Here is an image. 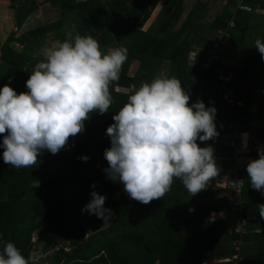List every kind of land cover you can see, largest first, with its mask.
Wrapping results in <instances>:
<instances>
[{
	"label": "trees",
	"instance_id": "16d2710c",
	"mask_svg": "<svg viewBox=\"0 0 264 264\" xmlns=\"http://www.w3.org/2000/svg\"><path fill=\"white\" fill-rule=\"evenodd\" d=\"M21 1L15 8L33 2ZM12 3L18 4L16 0ZM52 3L60 7V18L19 37L11 35L1 44L0 88L9 84L17 94L27 91L30 75L26 68L31 61L43 60L33 57V53L48 34L60 42L77 33L91 35L99 42L102 52L114 41L123 42L121 46L128 49V58L119 80L110 85L113 103L109 112L90 113L84 132L70 138L67 148L55 155L42 152L37 165L19 169L4 163L0 148V237L13 242L29 264H202L216 258L228 261L209 264H231L234 216L231 217L229 210L235 196L224 194L228 191L217 185L218 176L236 175L243 180L240 193L245 206L243 214L256 216L264 226L257 209L264 204V195L251 187L247 164L239 167L235 147L224 143L231 137L233 140V136L249 133L253 120L260 119V105L257 112L252 111L251 101L255 90H264V60L257 50H248L249 44L245 42L254 13L236 10L233 15L230 9L234 0H228L221 13L206 22L207 3L199 0L179 24L185 11L183 0H164L154 22L144 28L159 0H55ZM70 12L78 14L79 23L66 37L62 17ZM242 12L245 13L240 15ZM232 15L236 27L228 37L219 40L218 57L205 66L207 49L218 40L219 30L226 27ZM260 39L264 40V30ZM231 46L240 48L243 55H236ZM226 57L234 58L238 66H227L223 62ZM133 60H138L139 66L135 73L129 74ZM163 66L165 72L160 75ZM218 71L233 76L224 84L218 79ZM157 76L178 78L190 96L189 104L201 99L206 107L216 108L219 137L207 144L214 147L221 171L206 190L194 197L179 179H174L171 190L162 199L145 205L129 198L121 183L107 178L104 169L108 164L103 153L111 146L106 130L114 123L113 115L127 102V94ZM222 86L224 91H230L227 98L220 90ZM116 88L128 91H116ZM261 124L258 139L264 147V120ZM2 139L0 135V143ZM235 140L238 142V137ZM197 142L201 147L206 146ZM254 152L249 147L244 156L257 159L258 153ZM82 156L89 159L85 162ZM36 179L40 186L33 188ZM92 191L106 196L112 220L105 228L87 234L80 209L91 199ZM190 208L194 211L190 212ZM253 225L251 221L244 234L256 229ZM244 234L242 244L247 237ZM39 242L43 244V253L51 251L46 263L31 258L35 243ZM241 255L246 264L250 257L244 256L242 249Z\"/></svg>",
	"mask_w": 264,
	"mask_h": 264
},
{
	"label": "clouds",
	"instance_id": "9594fccd",
	"mask_svg": "<svg viewBox=\"0 0 264 264\" xmlns=\"http://www.w3.org/2000/svg\"><path fill=\"white\" fill-rule=\"evenodd\" d=\"M254 47L264 60V40L257 38ZM42 55L26 81L27 91L17 94L9 84L0 88V148L4 163L17 169L37 165L42 152L55 155L67 148L70 138L84 132L90 113L109 112L110 85L119 80L128 49L104 53L91 35L77 33L43 48ZM189 101L178 78L157 76L134 87L113 115L114 123L106 130L111 146L103 153L108 164L104 172L123 185L129 198L145 205L162 199L174 179L194 197L219 175L215 149L207 144L219 137L217 110L201 99ZM246 171L251 187L264 195V147L258 148L257 159L248 161ZM230 185L242 187L243 180ZM39 186L36 179L32 187ZM90 196L82 211L109 221L112 210L104 206L106 196L96 191ZM257 209L264 219V204ZM0 245V264H29L13 242L0 237Z\"/></svg>",
	"mask_w": 264,
	"mask_h": 264
},
{
	"label": "crops",
	"instance_id": "0c3cea01",
	"mask_svg": "<svg viewBox=\"0 0 264 264\" xmlns=\"http://www.w3.org/2000/svg\"><path fill=\"white\" fill-rule=\"evenodd\" d=\"M197 1L199 0H183L185 11L182 15V18L179 24H181L186 13L197 3ZM202 1H205L208 7L207 14L205 16V21L211 22L216 16H218L221 13L224 5L226 4L228 0H202ZM33 2L31 1L24 2L23 7L24 9H27V13H20L18 9L15 10L16 9L15 6L20 5L21 3L19 4L12 3L10 7H0V46L1 44L4 43L6 39L9 38V36L14 35L15 37H19L23 33L31 29H34L37 26L47 22L45 20H42V12L44 11V9L40 8V5H44L46 3L39 4V3H36L34 0ZM50 2H47V3H50ZM163 3H164V0H159V3L154 9L151 17L147 20L146 24L144 25V28H147L150 24H152V22H154ZM246 3H248L252 7L258 6L262 9L261 13H254L251 17V20L249 21L248 29L245 33L246 34L245 42L247 43L249 41L248 38H251V35L254 34L253 31L255 30V28L257 29L256 32L257 33L259 32L260 35H261V32L264 30V0H246ZM244 13L245 12H242L240 15H243ZM68 30H72V29H67L66 32H68ZM48 35H51V34H48ZM67 36L69 35H66V37ZM58 40L56 41L58 42ZM116 43L120 47L123 44V42H116ZM249 43H251V41H249ZM232 47L237 48L236 46H231V49ZM253 51H256V49ZM235 54L237 55L236 52ZM231 59H234V58H231ZM133 61H138V60H133ZM137 64H138L137 65V68H138L139 61ZM235 66H238L237 62ZM165 67L166 66H163L161 71L165 70ZM251 103H252V111H256V112H257V105H260V112H259L260 119L255 118L253 120L252 122L253 129L250 130L251 132L249 131V134H248V136L250 137L249 147L255 150L253 154H256L258 153V148L263 147L262 143L258 139V136H259L258 131L260 130V125H262L261 121L264 120V90L263 89L262 90L257 89L252 93ZM249 156L250 155L244 156L238 159L240 168H242L244 164H247L248 161L253 159L252 157H249ZM224 194L228 196V192L225 191ZM253 226H255L256 229L244 234V236L246 235L247 237L245 238L242 244V254L246 257H250L248 262L246 261V264H253V263L257 264L259 263V261H262V260L264 261V226H263V223H261V221L258 219L254 221ZM261 256H262V259H261ZM224 261H228L227 258H216V259L205 260L202 262V264H209L213 262H224Z\"/></svg>",
	"mask_w": 264,
	"mask_h": 264
},
{
	"label": "built area",
	"instance_id": "2783aa9c",
	"mask_svg": "<svg viewBox=\"0 0 264 264\" xmlns=\"http://www.w3.org/2000/svg\"><path fill=\"white\" fill-rule=\"evenodd\" d=\"M36 3L43 4L54 0H34ZM80 1V0H76ZM12 5V0H0V7H10ZM236 10H241L245 12H253V13H261L262 9L260 7H251L245 0H234V7L231 9V12L235 13ZM232 17L227 21L226 27L224 29L219 30V37L218 40L212 44V47L207 49L206 51V60L204 62L205 66H208L212 60L218 57L219 51V40L223 37H228L230 35V31L236 27V22L234 17ZM233 76V73L224 74L222 71H218V79L223 82L224 84L227 83ZM222 86L220 90L224 92V97L231 95L230 91H224ZM231 102V99L229 98ZM233 128V127H232ZM243 134H247L245 139L243 138ZM248 132H244L239 134L237 137L233 136V140L231 137L230 141H225L226 145H232L235 147V153L238 154V158L244 156V154L248 151L249 148V136ZM236 135V134H234ZM246 140L247 147L245 149L244 142ZM240 180L236 175L228 176V175H221L216 178V183L221 188H224L228 191V197H232V194L235 196V202L230 206L229 214L231 217L234 218V226H233V233L234 237L231 239V248L233 250V254L230 256L231 264H245L243 257L241 255L242 249V235L246 232V227L249 225L251 221L257 220L256 216L252 215H244V204L240 199V193L243 188L242 187H232L230 185V181H238Z\"/></svg>",
	"mask_w": 264,
	"mask_h": 264
},
{
	"label": "rangeland",
	"instance_id": "374dc122",
	"mask_svg": "<svg viewBox=\"0 0 264 264\" xmlns=\"http://www.w3.org/2000/svg\"><path fill=\"white\" fill-rule=\"evenodd\" d=\"M101 1H104V0H101ZM16 2L18 4L19 3L22 4L21 0H16ZM40 8L44 9V11L42 12V20L53 21V20H56V19L60 18L61 11H60V7L57 4H53L52 2H50V3H46L44 5H40ZM15 10H17V8ZM18 10H19L20 13H27V9L24 10V8H22V7H19ZM77 15L78 14L75 13V12H70V13H67L66 15H64L62 17L63 18L62 28H63L64 31L66 29L75 28L78 25L79 19H78ZM256 31H257V29L255 28V30L253 31L254 34L251 35V38H248L249 41H251V43H249V41L247 42V43H249V45L247 46L248 50L252 51V50L256 49L254 47L255 40L257 38H260L259 32L257 33ZM71 32H72L71 30H68V32L65 31V35H70ZM46 38H47L46 41H44L41 44V46L35 50V52L33 53V57H35V58L43 57L42 49L45 48V47L53 46L54 44H56V42H57L56 40H58L57 38H54L52 34L51 35H47ZM14 44H15L14 46H16L17 48L21 47V46H19L18 43H14ZM118 47H120V46L117 45L116 41H114V42H112V44L109 47H107V49H106V51L104 53H106L109 49L118 48ZM232 50L234 52H236L237 55H243V51L240 48H238V47L237 48H233L232 47ZM43 59H44V57H43ZM223 62L227 66H235L236 65V62L233 59H231L230 57L229 58H227V57L223 58ZM36 63H38V62L37 61L36 62L31 61V64L29 66H27L26 70H27L29 75H30V72L34 69V66H35ZM137 63H138V61H133L132 62V65H130V69H129V72H128L129 74L135 73L137 65H138ZM164 72H165V70L160 71V75L164 74ZM116 91L127 92L128 90L127 89H122V88H116ZM87 203H85L81 207V209H80V217L83 220V223H84V226H85V229H86V233L87 234H91V233H93L95 231H99V230L105 228L107 225H109L110 221L112 220V216L110 217L109 221L104 222L102 219H98L95 215H90L87 212L82 211V209L84 208V206ZM104 206H105V208H108L106 201H105V205ZM35 237L36 236L33 237V240L35 239ZM42 245H43L42 242L35 243L34 249L32 251L31 258L34 259L35 261L46 263L47 257L51 253V251L43 253L42 252Z\"/></svg>",
	"mask_w": 264,
	"mask_h": 264
}]
</instances>
